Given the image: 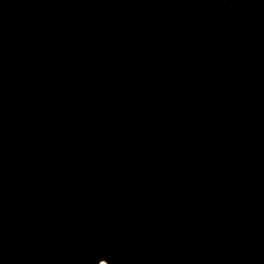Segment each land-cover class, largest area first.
I'll return each mask as SVG.
<instances>
[{"label":"water","instance_id":"1","mask_svg":"<svg viewBox=\"0 0 264 264\" xmlns=\"http://www.w3.org/2000/svg\"><path fill=\"white\" fill-rule=\"evenodd\" d=\"M0 264H264V0H0Z\"/></svg>","mask_w":264,"mask_h":264}]
</instances>
